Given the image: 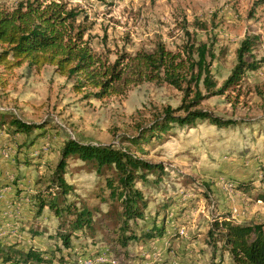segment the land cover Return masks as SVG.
<instances>
[{"label":"rangeland","instance_id":"obj_1","mask_svg":"<svg viewBox=\"0 0 264 264\" xmlns=\"http://www.w3.org/2000/svg\"><path fill=\"white\" fill-rule=\"evenodd\" d=\"M19 1L0 3L12 8ZM62 1L78 7L94 22L92 47L111 62L123 53L151 51L157 43L177 52L186 41L181 31L184 24L189 32H195L197 40L210 44L215 55L210 70L218 87L230 75L236 51L246 37L256 36L258 41L245 60L263 61L257 70L243 75L235 90L207 96L198 107L232 120L234 125L219 129L203 121L192 129L174 126L143 145V158L162 164L165 175L159 187L137 183L148 207L144 219L131 224V229L139 235L155 223L163 226L166 234L156 241L138 239L125 245L129 232L122 237L118 229L101 228L94 238L73 235L69 247H64L54 238L56 219L47 209L36 215L28 194L35 188L49 187L65 140L118 146L127 136H136L150 126L166 108H182L184 94L166 84L143 83L119 96L95 100L73 92L71 84L49 66L40 71L23 66L2 76L6 82L0 84V107L4 110L0 115L44 123L45 134L29 148L24 135H12L0 127V242L11 245L17 236H24L15 243L18 248L42 252L50 260L48 264H108L102 261L105 258L115 264H210L207 231L212 219L227 209L219 202L215 180L220 176H252L257 186L253 194L262 190L264 183V0ZM200 23L207 25L206 32L194 31ZM177 115L183 112L179 110ZM65 180L73 187L69 202L108 210L96 196L104 191L103 179L87 172L81 161H67ZM228 190L232 208L242 206L241 216L250 212V222L264 225V204L250 201L235 187ZM22 192L26 196L15 201ZM21 201L33 208L28 222ZM23 224L27 229L21 227ZM30 229L43 233L33 236ZM224 260L229 264L226 256Z\"/></svg>","mask_w":264,"mask_h":264},{"label":"trees","instance_id":"obj_2","mask_svg":"<svg viewBox=\"0 0 264 264\" xmlns=\"http://www.w3.org/2000/svg\"><path fill=\"white\" fill-rule=\"evenodd\" d=\"M94 25L78 7H69L62 0H20L12 8L0 3V84L6 82L2 76L23 66L36 71L52 67L55 74L71 84L73 92L83 94L85 99L119 96L143 83L166 84L184 94V105L179 108L183 115H177L179 110L166 108L150 126L140 129L136 136H127L118 146L65 140L49 178V187L35 188L30 196L28 194L29 201L36 215L47 209L56 219L58 229L54 238L64 247H69L73 235L83 233L94 238L96 230L101 228L118 229L122 237L129 232L124 237V245L138 239L156 241L166 234L163 226L154 223L139 235L131 229V224L136 225L138 220L144 219L148 207L137 183L157 187L165 175L162 164H152L143 158L146 154L143 145L151 138L158 139L174 126L192 129L197 122L203 121L219 129L234 125V121L213 116L198 107L207 96L235 90L246 72L259 68L263 60H245L258 38L249 36L241 41L236 51V64L218 87L210 70L215 58L210 44L197 40L195 32H189L185 24L181 31L186 41L177 52L157 43L151 51L138 50L133 55L123 53L112 62L92 47ZM193 29L206 32L208 28L200 23ZM8 119L0 115V127H6L12 135H24L29 148L38 136L45 134L44 123H26L15 117ZM70 159L81 161L87 172L103 179L104 191L96 196L108 205L106 212L86 203H78L77 207L69 202L68 195L73 187L66 182L65 175ZM252 183L253 180L237 183L235 190L247 193L255 202L264 203V192L250 194L254 188ZM18 192L15 190V194ZM162 207L164 211L166 207ZM97 215L100 217L95 220ZM30 232L33 236L43 233L32 229ZM206 245L212 251L210 264H225V256L229 264H264V225L237 223L229 214H222L212 219ZM49 261L34 248L24 250L16 244L0 242L2 264H48Z\"/></svg>","mask_w":264,"mask_h":264},{"label":"crops","instance_id":"obj_3","mask_svg":"<svg viewBox=\"0 0 264 264\" xmlns=\"http://www.w3.org/2000/svg\"><path fill=\"white\" fill-rule=\"evenodd\" d=\"M249 180H253L252 184H253L254 188L252 190H250V194H253V191H257L256 190L257 186H256L255 180H254V178L252 176H220L217 180H215L216 185H218L217 186V193H218V197H219V202L222 203L223 206H227V209L225 208L223 210L224 211L223 213L224 214L228 213L231 216V218L234 221H236L237 223L261 224V223L256 222L255 220L253 222H250V220L253 219L252 217L249 216L250 212L248 213L249 215H244L243 214V216H241V214H242L241 207L242 206L238 210L236 208H232L231 202L228 200L230 198V193H231V190H228V188L234 189V187L236 186L237 183L246 182V181H249ZM262 186H263L262 190L260 189L259 191L264 192V183H263ZM157 187H159V185ZM25 194H26L25 192H22V193L19 194V196H15V198H16L15 201H17L19 198H22V197L26 196ZM242 195H245V196L248 197L247 193H242ZM250 201H251V199H250ZM257 203H262V202H257ZM21 204L24 207L23 211L24 210L27 211V216L25 218V221L28 222V221L31 220V218L28 215H32V210L31 209H33V208L30 207V206H27V204H25L22 201H21ZM262 204H264V203H262ZM25 226L26 225L23 224V226H21V227L27 229V227H25ZM23 237L20 238L19 236H17L16 238L18 240H15L16 242L14 241L12 243H14V244L17 243V242L19 243L21 241V239H23Z\"/></svg>","mask_w":264,"mask_h":264},{"label":"built area","instance_id":"obj_4","mask_svg":"<svg viewBox=\"0 0 264 264\" xmlns=\"http://www.w3.org/2000/svg\"><path fill=\"white\" fill-rule=\"evenodd\" d=\"M0 111H4L3 108L0 107ZM103 262H108V264H115L114 261H108L106 258L102 259ZM85 264H90L89 262H86Z\"/></svg>","mask_w":264,"mask_h":264}]
</instances>
